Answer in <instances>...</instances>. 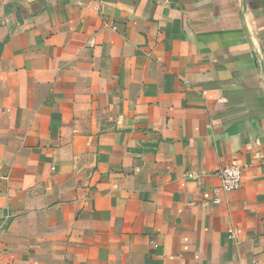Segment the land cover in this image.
I'll return each instance as SVG.
<instances>
[{"label":"crops","instance_id":"1","mask_svg":"<svg viewBox=\"0 0 264 264\" xmlns=\"http://www.w3.org/2000/svg\"><path fill=\"white\" fill-rule=\"evenodd\" d=\"M0 166V264H264V0H0Z\"/></svg>","mask_w":264,"mask_h":264},{"label":"built area","instance_id":"2","mask_svg":"<svg viewBox=\"0 0 264 264\" xmlns=\"http://www.w3.org/2000/svg\"><path fill=\"white\" fill-rule=\"evenodd\" d=\"M244 169L237 164H229L223 166L218 175L222 181V187L226 191L237 189L242 184V176ZM9 181V174L3 172L0 166V186Z\"/></svg>","mask_w":264,"mask_h":264}]
</instances>
